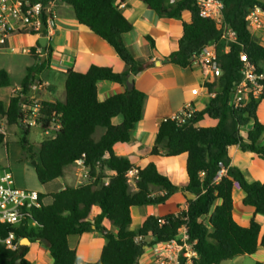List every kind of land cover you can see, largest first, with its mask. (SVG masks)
I'll list each match as a JSON object with an SVG mask.
<instances>
[{
    "label": "trees",
    "instance_id": "16d2710c",
    "mask_svg": "<svg viewBox=\"0 0 264 264\" xmlns=\"http://www.w3.org/2000/svg\"><path fill=\"white\" fill-rule=\"evenodd\" d=\"M140 1L161 18L181 20L185 12L192 15L191 22L183 26L179 49L165 57L164 63L190 68L193 58L205 47L222 43V30L213 19L201 15L198 0H181L175 4H169L168 0ZM58 2L71 6L80 25L111 45L125 63L126 71L115 73L99 66H92L86 73L69 70L64 102H36L29 99V94L49 59L41 62L36 49H31V56L38 63L27 70L20 90L10 98L8 107L0 100V120L8 127H21L18 142L22 146L23 159L29 163L37 161L35 173L41 184L62 178L68 166L81 160L89 173V181L79 187L67 186L50 196L39 192L41 207L32 211L36 225L11 226L0 222V239H7L13 233V244L25 239L30 243L41 242L49 249L53 264H90L81 260L68 243L70 236L88 232H98L106 240L100 260L93 264H139L146 248L179 239L183 226L197 254L193 264H223L254 255L259 246L264 248V236L260 237L261 226L255 218L250 220L248 227L234 220L232 195L235 185L238 186L246 194L243 205L254 208L255 215L264 216V183L249 180L241 169L232 165L229 154V148L238 146L242 152L253 153L264 161V124L258 116L264 94L259 99L251 98L244 108H234L230 104L245 63L264 72V46L252 34L248 21L251 12L257 9L264 12V2L221 0L225 24L236 33L237 41L229 44L228 52H218L222 75L204 83L213 96L205 108L186 123L178 124L168 119L159 127L151 154L166 158L187 154L189 182L184 187L174 185L158 171L155 163L142 170L136 169L129 159L118 157L114 152L115 145L131 141L143 117L145 93L134 84L124 94L101 102L99 84L107 81L127 86L130 75L136 77L154 66L150 60L136 58L124 43L123 35L132 31L131 22L118 8L116 0ZM147 41L155 48L152 38L148 37ZM37 47L51 52L48 46ZM11 86L10 75L0 69V89ZM34 110L43 131L57 132L56 138H45L38 144L27 140L31 128H24L23 120ZM205 116L217 120V126L197 127ZM99 129L104 133L96 141ZM5 136L0 125V146ZM134 169L136 173L130 178L129 173ZM133 183L136 190L132 189ZM179 191L194 197L188 202V209L164 218L147 217L137 231L131 230L132 208L165 204ZM47 197L51 198L48 204L44 202ZM96 207L101 212L92 220ZM106 221L115 226L116 233L105 225ZM148 238L151 239L149 243L146 242ZM28 254L26 245L19 244L13 250L0 243V264H32ZM180 264H187L184 257ZM255 264H264V261Z\"/></svg>",
    "mask_w": 264,
    "mask_h": 264
},
{
    "label": "crops",
    "instance_id": "0c3cea01",
    "mask_svg": "<svg viewBox=\"0 0 264 264\" xmlns=\"http://www.w3.org/2000/svg\"><path fill=\"white\" fill-rule=\"evenodd\" d=\"M119 2L125 4V7L120 10L132 24V31L123 35L124 43L136 58L150 60L154 62V66L134 77L136 88L145 93L143 117L136 125L131 141L115 145L114 152L118 157L129 159L136 169L142 170L151 163H155L158 171L169 178L174 185L184 187L189 182L186 172L187 154L166 158V156L152 155L151 151L156 143L159 127L165 119L177 115L188 103H192L195 110L200 112L213 96L204 87L206 78L202 70L194 67L183 69L163 62L165 57L179 49L183 26L185 23L191 22L192 15L185 12L181 20H172L159 17L140 0H116V3ZM57 13L59 19L56 22V30L51 41L46 43L51 52L38 48L37 45H39L41 37L28 33L14 34L5 41V44L0 43V69L5 70L12 80L11 87L0 89V100L5 107L9 106L10 98L14 93L20 90L21 81L27 70L38 63V60L31 56V49H36L41 62L49 59L48 65L40 72L37 81L43 85L42 88L32 89L29 94V99L36 102H64L66 99V73L69 70L86 73L92 66H99V68H110L115 73L126 71L125 63L111 45L88 27L77 22L75 11L71 6L58 2ZM260 16L264 22L263 11ZM254 35L257 37L258 43L264 46V29L258 30ZM146 37L154 40L155 48L151 47ZM220 49L221 53L228 52V47L223 42L219 44V51ZM98 88V99L101 102L116 94H124L128 90L127 86L107 81L101 82ZM194 89H199V95H193L192 90ZM258 116L260 120L264 118V102H261L259 106ZM217 122L214 118L205 116L196 126L200 128L216 127ZM262 123L264 124V122ZM0 125L5 134L9 128L15 127L22 134L20 126L8 127L4 120H0ZM6 137L7 134L4 143H6ZM17 153L14 161H10L11 159L8 157L7 162L0 165V172L5 169L10 170L15 178L16 186L22 189L34 190L45 196H50L67 186L79 187L84 184L82 182L83 169L77 164L68 166L64 176L52 183L47 185L37 183L33 180V175L31 177V172L23 159L22 148L19 147ZM229 154L232 165L241 169L249 180L264 183V161L253 153L242 152L238 146L229 148ZM135 171L134 169L130 172V177L134 175ZM113 173L110 172V174ZM132 189L136 190L134 183ZM232 195L234 220L240 226L248 227L250 220L255 218L261 226L260 237L262 238L264 236V216L255 215L254 208L243 205L246 194L238 186L235 185ZM193 199V196L179 191L173 194L165 204L134 207L131 214V230L137 231L145 219L150 216L164 218L172 214L178 215L188 209V202ZM44 202L50 203L51 198H44ZM100 212L99 207L94 208L91 219L93 220ZM105 225L115 233L117 232L111 222L106 221ZM146 242H151V239H146ZM25 243L29 247L27 258L32 264H53L52 256L46 245L41 242ZM68 243L81 260L93 264L100 260L106 240L98 232H88L79 236H70ZM253 256L257 262L264 261V248L259 246L258 252ZM156 262L154 247L146 248L139 264H156Z\"/></svg>",
    "mask_w": 264,
    "mask_h": 264
},
{
    "label": "built area",
    "instance_id": "2783aa9c",
    "mask_svg": "<svg viewBox=\"0 0 264 264\" xmlns=\"http://www.w3.org/2000/svg\"><path fill=\"white\" fill-rule=\"evenodd\" d=\"M181 0H168L169 4H175ZM197 7L204 18L213 19L222 30V42L228 47L230 43L237 41L236 33L225 24L223 17V2L221 0H198ZM58 0H0V43L5 44L10 36L14 34L28 33L51 41L56 30V22L59 19L57 13ZM119 9L125 7L122 2L116 3ZM262 10H255L250 13L248 21L252 28H260L263 24L260 13ZM27 51V50H24ZM219 43L211 44L204 48L193 58L192 67L203 71L205 82L220 77L222 71L218 62ZM204 82V83H205ZM40 82H36L33 90L42 88ZM193 95H199V89L192 90ZM264 94V72H259L257 67L250 63H245L241 70V80L235 83V88L231 94L230 104L234 108H244L251 98L259 99ZM197 111L192 103H188L182 111L170 118L178 124H184L192 119ZM36 110L30 117L23 120L24 128L42 127L37 121ZM168 120V119H165ZM164 120V121H165ZM48 139H54L57 132L44 131ZM84 162L78 161L83 169L84 183L89 181V173L84 167ZM220 172V177L223 174ZM136 173V171H135ZM134 173V175H135ZM130 173H129V177ZM15 178L10 170L0 172V222L11 226H35L32 211L41 207L42 200L40 193L34 190L22 189L16 186ZM15 235L11 233L7 239H0L1 244L16 250L19 244H13ZM189 234L186 226L180 230L179 239L161 243L154 246L156 252V264H180L182 257L187 264H193V259L197 254L189 244ZM142 241V238H136Z\"/></svg>",
    "mask_w": 264,
    "mask_h": 264
},
{
    "label": "rangeland",
    "instance_id": "374dc122",
    "mask_svg": "<svg viewBox=\"0 0 264 264\" xmlns=\"http://www.w3.org/2000/svg\"><path fill=\"white\" fill-rule=\"evenodd\" d=\"M260 1L264 2V0H260ZM260 29H264V22L260 28H252L251 29L252 34L254 35ZM254 37H255V35H254ZM255 38H257V37H255ZM218 52L221 53V49ZM261 120H262V122H264V118H261ZM103 133H104L103 129H99L97 131V134L95 136L96 141H98L100 139V137ZM6 134H7V137H6V143L7 144L4 143L3 145L0 146V165H2L4 162H7L8 157H9V159H11L10 161H14V159L18 155L17 150L19 149V147L22 148V146L20 144H18V142H17V141H19V137H21V133L18 132V129L16 127L15 128H9L8 131H6ZM45 138H48V136L45 135V133L41 127H32L30 132H29V136L27 137V140L30 143L38 144V143L42 142ZM26 163H27L29 171L31 172V177L33 175V180H35L37 183H39V181L36 177V174H35L34 165H32V162L31 163L26 162ZM82 182H84V180ZM23 244L25 245L26 243L24 242ZM256 262L257 261L253 255H251V256L247 255V256L238 257V259L236 258V260L234 259V260L225 261V264H255Z\"/></svg>",
    "mask_w": 264,
    "mask_h": 264
},
{
    "label": "water",
    "instance_id": "95a60500",
    "mask_svg": "<svg viewBox=\"0 0 264 264\" xmlns=\"http://www.w3.org/2000/svg\"><path fill=\"white\" fill-rule=\"evenodd\" d=\"M46 43H48L47 39L46 38H41L39 45L42 46V47H45ZM133 86H134V76L130 75L128 77L127 87H128V89H131ZM36 162L37 161L32 162V165L35 166ZM23 242H27L28 244H30L29 240H27V239L23 240ZM21 245H24V244L22 243Z\"/></svg>",
    "mask_w": 264,
    "mask_h": 264
}]
</instances>
